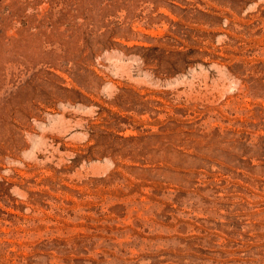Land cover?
I'll return each instance as SVG.
<instances>
[{
	"label": "rangeland",
	"instance_id": "obj_1",
	"mask_svg": "<svg viewBox=\"0 0 264 264\" xmlns=\"http://www.w3.org/2000/svg\"><path fill=\"white\" fill-rule=\"evenodd\" d=\"M0 264H264V0H0Z\"/></svg>",
	"mask_w": 264,
	"mask_h": 264
}]
</instances>
